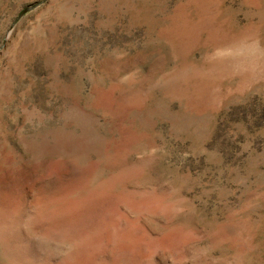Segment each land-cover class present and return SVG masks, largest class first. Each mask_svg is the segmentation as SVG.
I'll list each match as a JSON object with an SVG mask.
<instances>
[{
	"label": "rangeland",
	"instance_id": "obj_1",
	"mask_svg": "<svg viewBox=\"0 0 264 264\" xmlns=\"http://www.w3.org/2000/svg\"><path fill=\"white\" fill-rule=\"evenodd\" d=\"M0 264H264V0H0Z\"/></svg>",
	"mask_w": 264,
	"mask_h": 264
}]
</instances>
